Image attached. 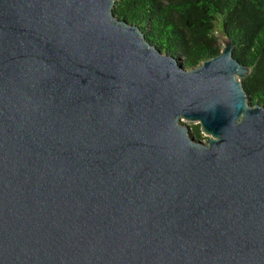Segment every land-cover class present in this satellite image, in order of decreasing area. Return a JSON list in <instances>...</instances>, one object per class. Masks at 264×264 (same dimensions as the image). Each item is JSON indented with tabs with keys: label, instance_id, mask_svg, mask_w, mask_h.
Returning a JSON list of instances; mask_svg holds the SVG:
<instances>
[{
	"label": "water",
	"instance_id": "95a60500",
	"mask_svg": "<svg viewBox=\"0 0 264 264\" xmlns=\"http://www.w3.org/2000/svg\"><path fill=\"white\" fill-rule=\"evenodd\" d=\"M115 2L0 0V264H264L250 69L224 36L187 66Z\"/></svg>",
	"mask_w": 264,
	"mask_h": 264
},
{
	"label": "trees",
	"instance_id": "16d2710c",
	"mask_svg": "<svg viewBox=\"0 0 264 264\" xmlns=\"http://www.w3.org/2000/svg\"><path fill=\"white\" fill-rule=\"evenodd\" d=\"M114 15L187 66L218 55L221 36L230 39L234 58L250 69L243 79L250 103L264 107V0H116Z\"/></svg>",
	"mask_w": 264,
	"mask_h": 264
},
{
	"label": "rangeland",
	"instance_id": "374dc122",
	"mask_svg": "<svg viewBox=\"0 0 264 264\" xmlns=\"http://www.w3.org/2000/svg\"><path fill=\"white\" fill-rule=\"evenodd\" d=\"M220 44H221V46L223 47V43H222V40L220 39ZM188 125H189V127H190V131L192 132V134H194V136L197 138V139H199V140H201V141H203V142H207V137L204 135V134H202L201 133V131H200V127L198 128L199 129V132H200V135H201V137H197L196 135H195V124H193V123H188Z\"/></svg>",
	"mask_w": 264,
	"mask_h": 264
}]
</instances>
